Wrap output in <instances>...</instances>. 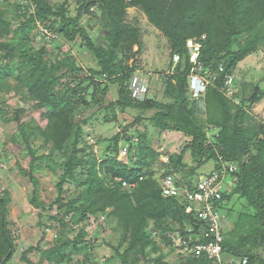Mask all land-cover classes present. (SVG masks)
I'll list each match as a JSON object with an SVG mask.
<instances>
[{"label":"trees","instance_id":"obj_1","mask_svg":"<svg viewBox=\"0 0 264 264\" xmlns=\"http://www.w3.org/2000/svg\"><path fill=\"white\" fill-rule=\"evenodd\" d=\"M131 8L144 12L171 48V72L159 76L154 95L149 83L143 100L134 98L130 88L138 69L128 61L140 51L135 52L136 47H143L142 31L125 24ZM42 25L56 39L40 32ZM90 27L98 29V34ZM39 38L46 40L36 46ZM57 39L86 48L97 68L82 66L59 46L50 52L48 44ZM191 39L202 43L195 68L187 46ZM261 55L264 0H0V120L5 125L17 124L12 141L21 148L25 145L23 157L30 158L28 169L19 161L17 165L34 187L30 202L41 207L39 225L50 215L46 212L57 206V213L49 217L63 227L41 251L37 263L28 258L33 248L22 254V261L61 263L73 259L67 253L71 249L84 255L80 264H226L228 256V263L243 264L246 259V264H264V118L257 119L251 111L264 99V84L241 81L236 75L248 57ZM193 68L209 81L199 99L190 91ZM115 85L118 97L105 105ZM11 96L17 101L12 113ZM36 110L48 113L47 124L28 128L23 117ZM127 110L155 111L151 123L159 133L168 130L188 138L182 152L170 155L164 164L162 152L153 147L147 131L138 130L135 141L129 130L143 122L142 115L116 135L89 143L85 127L91 121ZM207 140L210 149L204 148ZM99 144L104 145L100 156L93 148ZM124 145L130 164L118 159ZM187 152L196 163L189 169L184 161ZM210 161L214 168L206 176L224 166L237 167L232 178L229 172L223 181H231V187L223 188L221 200L213 203L222 217V260L205 253L184 257L178 252V260L172 261L164 249L178 250L177 233L197 237L206 223L188 213L179 197L164 195V180L180 170L187 183L193 182ZM42 171L57 179L58 196L48 205L34 180ZM122 181L136 185L123 188ZM1 191L0 264H9L16 245L9 229L8 200L1 197ZM234 198L242 206L239 210L230 207ZM231 215L233 228L227 231L224 223ZM92 217H103V232L110 223L112 232L120 234L117 244L107 241L114 255L104 263L90 252L97 240L89 238L85 227L74 238L69 236L74 221L83 225Z\"/></svg>","mask_w":264,"mask_h":264},{"label":"rangeland","instance_id":"obj_2","mask_svg":"<svg viewBox=\"0 0 264 264\" xmlns=\"http://www.w3.org/2000/svg\"><path fill=\"white\" fill-rule=\"evenodd\" d=\"M60 1V0H55ZM73 1V0H71ZM71 11L73 14L74 6H72ZM87 19H84L85 23ZM125 24L133 27H137L142 31V48H135V52L138 50L136 57L131 58L128 63L129 65L136 66L138 71L135 76L145 77L151 85V92L154 95L159 89L158 79L162 74H168L171 71L168 68L170 63V53L171 48L167 38H165L162 33L156 29L149 21L144 12L140 9L131 8L128 10V15L125 19ZM91 25H88V27ZM90 30L94 34H98V29L90 27ZM48 34L49 38L56 39L57 35L54 33L48 32L47 29L42 25L40 32ZM46 39L39 38L36 42V46H40L45 42ZM79 43L68 44L62 39H57L51 44H48L50 52L56 50V47H60L62 52H70L73 56L77 58L79 63L84 67L97 68L96 62L91 58L90 53L84 47H81ZM56 54V52H54ZM176 62V61H175ZM148 75V76H147ZM236 75L240 80L251 82L252 84H264V56H253L248 57L244 62L239 66V69L236 71ZM263 82V83H261ZM118 87L111 86L110 93L108 98L105 101L107 105L110 101L117 99ZM8 105L10 106L9 112L17 107L16 99L11 96L8 98ZM252 113L256 116L257 119L264 118V99L260 103L254 104L251 108ZM155 111H148L144 114H141L137 110H127L122 113L116 111L111 114L107 119L99 116L98 120L91 121V123L85 127V137L88 139L89 143L92 144V140L95 141L98 138H109L116 135L118 132L123 131L124 127L127 124H130L137 118L139 115L143 116V122L139 123L133 129L129 130V134L135 139L139 137L138 130L147 131L148 136L152 139L153 147L157 148L158 151L162 152L160 157V162L168 164L169 156L173 154H180L183 148L186 146L187 137L178 132L164 131L159 133L156 128L151 123V118L153 117ZM100 114H104L101 112ZM48 113L45 110H36L32 113H28L23 118L26 120V125L28 128H35L37 126H46L47 124ZM18 126L16 123H10L5 125L4 121L0 120V188H1V197L7 198L9 209V229L11 230L16 245V252L14 258L9 262V264H26L22 261V254L28 251L30 248H33L32 251H29L28 258L33 262L37 263L41 255L42 250H46L49 246V241L57 236L60 230L63 228L57 222H54L49 216L57 213V206L53 210H48L46 214L48 217L42 220V226L39 225L41 221L39 219L41 207L37 204H32L30 202V196L34 192V187L30 182L29 178L20 173L17 161L21 163L23 168L28 169L30 158L23 157V148L19 144H15L12 141V137L17 134ZM212 135V134H211ZM210 136V132H209ZM208 136V138H210ZM104 145L99 144L95 145L93 148L97 150L95 153L99 156L101 155V148ZM8 157L7 159L4 158ZM130 157V156H129ZM128 155L125 157L122 153L119 155L118 159L130 164V158ZM3 160V161H2ZM185 163L188 164V169L191 166H194L196 163L193 161L190 152L185 154L184 158ZM214 161H210L205 164L201 169L198 170L196 178L201 174L206 175L211 169L214 168ZM35 183L39 186V195L42 198V201L47 203V205L52 202L58 196V187L57 179L53 174L48 171H42L37 173L34 176ZM232 182L227 180L223 183V188L227 190L231 187ZM182 201V200H181ZM46 205V204H45ZM236 207L235 209H240L242 206L237 198H234L230 204V207ZM49 209V208H47ZM249 212V211H246ZM225 215V213H224ZM233 215H236L234 212ZM103 217L100 220H96L94 217L90 220L85 221L83 225H79L77 222H73L69 227V236L74 238L78 231L83 227L86 228V231L89 234V238L96 239L95 245L90 249V252L93 254L96 260L110 259L114 255L113 249L108 245L107 241H111L113 244H117L120 234L113 233L111 228L112 224L106 223L105 231H102L101 222ZM234 217L231 215L224 223V229L229 231L233 228ZM101 227V230H100ZM46 234V240H43V235ZM40 247L41 250L36 248ZM164 252L168 254L170 260H178L177 251L171 252L170 249L165 248ZM68 254H72L73 259H67L61 263H52V264H80V258L82 255L76 254L73 250L68 249ZM231 257H227L226 262H228ZM137 264H144L142 261Z\"/></svg>","mask_w":264,"mask_h":264},{"label":"built area","instance_id":"obj_3","mask_svg":"<svg viewBox=\"0 0 264 264\" xmlns=\"http://www.w3.org/2000/svg\"><path fill=\"white\" fill-rule=\"evenodd\" d=\"M49 37V36H48ZM206 36L202 38L205 40ZM187 46L191 52V62L194 64V68L198 64V57L200 50L202 49V43L191 39L188 40ZM179 60L178 56H175V61ZM193 72L190 76V91L191 95L195 99H199L204 93L209 84V81ZM233 79L230 77L228 80L229 84H232ZM132 96L136 99L143 100L149 88V81L145 77L134 76L131 80L130 85ZM94 140H92V144ZM205 149L211 148L210 141H205ZM95 152L97 150H94ZM122 155L125 157L129 153L128 146L122 148ZM228 169V171L226 170ZM237 171L236 166H224L220 171H213L209 176H203L200 179H195L193 182L187 183L188 179L184 178L180 170H175L171 175L166 176L164 180L165 196H176L179 197L183 203H186L188 213H193L198 219L206 223V228L199 231L197 237L189 235L188 238L177 233L175 238V245L178 247L179 253L187 257L189 255L201 256L206 254L210 259L218 261L222 260V242L224 237L222 235V217L221 213L216 210L213 203L214 201L221 200V192L223 189V181ZM143 178H140L142 180ZM233 179H235L233 175ZM121 181V180H120ZM136 184H129L126 181H122L123 188H134ZM190 233L192 229L188 230ZM214 235V240L209 242H202V236L210 237ZM202 240V241H201ZM107 259H103L106 262ZM229 262V261H228ZM226 264H238L236 261ZM247 260H243V264H246Z\"/></svg>","mask_w":264,"mask_h":264},{"label":"crops","instance_id":"obj_4","mask_svg":"<svg viewBox=\"0 0 264 264\" xmlns=\"http://www.w3.org/2000/svg\"><path fill=\"white\" fill-rule=\"evenodd\" d=\"M210 171H212V169H211ZM210 171H209V172H210ZM209 172H208V173H209ZM208 173H206V175H207ZM206 175L201 174V175H199V176H200V178H201V177L206 176ZM198 178H199V177H198Z\"/></svg>","mask_w":264,"mask_h":264},{"label":"clouds","instance_id":"obj_5","mask_svg":"<svg viewBox=\"0 0 264 264\" xmlns=\"http://www.w3.org/2000/svg\"><path fill=\"white\" fill-rule=\"evenodd\" d=\"M206 91V90H205ZM196 179H198V178H196Z\"/></svg>","mask_w":264,"mask_h":264}]
</instances>
